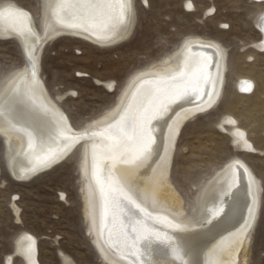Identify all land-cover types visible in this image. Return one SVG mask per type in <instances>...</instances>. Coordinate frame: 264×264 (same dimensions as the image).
Wrapping results in <instances>:
<instances>
[{
  "label": "rangeland",
  "instance_id": "obj_1",
  "mask_svg": "<svg viewBox=\"0 0 264 264\" xmlns=\"http://www.w3.org/2000/svg\"><path fill=\"white\" fill-rule=\"evenodd\" d=\"M188 2L133 0L132 33L111 48L71 37L47 43L40 56V77L51 98L71 117V125L80 129L114 107L133 75L159 64L186 39L218 43L225 55L221 96L214 108L182 127L169 179L186 215H192L203 184L229 161L244 162L257 180L259 206L239 264H264V46H254L263 39L256 24L264 0H191V9ZM4 3L26 10L41 31L45 0H0ZM25 65L19 44L0 39V89ZM242 79L252 85L247 93L239 89ZM95 80L112 82L114 89L110 92ZM226 117L245 131L254 152L233 146L230 128L222 125ZM80 151L81 146L71 160L20 183L6 170L10 154L0 137V264H25L15 254L22 234L36 239L38 264H65L60 254L73 264H106L88 234Z\"/></svg>",
  "mask_w": 264,
  "mask_h": 264
},
{
  "label": "bare ground",
  "instance_id": "obj_2",
  "mask_svg": "<svg viewBox=\"0 0 264 264\" xmlns=\"http://www.w3.org/2000/svg\"><path fill=\"white\" fill-rule=\"evenodd\" d=\"M58 3L60 0H45L40 32L37 31L32 16L26 10L13 3L0 5V39L15 37L23 50L26 61V65L1 87L0 104L3 103L4 90L10 81L14 79L18 81L25 73L29 79L31 78L34 60L38 84L37 96H43L55 105L57 110L62 111L58 102L51 98L40 77L39 61L44 46L59 38L71 37L100 48H111L125 41L132 33L135 18L133 0H131L132 23L127 29V34L121 38L118 33L107 42L98 40L95 35L91 34L100 33L98 28H90L85 32L79 28H67L58 24L55 8ZM81 3L82 0H67L70 6L61 9L58 14L65 19H70L73 14L82 15L84 9L80 7ZM21 10H24V15H21ZM117 13L118 8L113 10L114 15ZM261 16H264V13L258 16L256 25L263 39L254 45L257 48L264 46V20H261ZM10 25H15L16 30L12 27L5 28ZM22 25L30 27L31 33L26 32L25 35H21L19 29ZM29 52L32 58H29ZM224 58L223 48L218 43L200 38L186 39L174 53L162 59L159 64L133 75L122 89L117 103L105 114L85 123L80 129H75L68 121L71 132H66V134L73 138L69 140L61 138L59 141L61 147L68 145L64 158L53 159L48 164L37 166L31 172L26 170L35 163L34 157L42 154L47 148L38 149L36 152L29 151L27 137L24 133L6 126L0 118V137L4 141L7 154H10L8 167L14 180L20 183L32 180L30 178L33 174L62 163L76 145L81 146L80 176L84 183V216L93 246L106 264H133L134 261L136 264L140 262L143 264H239L259 206V187L250 168L239 159L229 161L199 189L194 198L192 215H186L182 200L169 179L170 167L182 127L192 118L214 108L221 96L225 72ZM185 61L189 69L202 70L199 80L200 98H195L190 94L183 100L176 101L169 105L167 112L152 121L150 131L147 126L145 127V136H151L154 141L151 145L152 150L146 154V159L135 163H116L113 166L112 161L107 159L109 153L104 148L108 142L93 133L103 132L108 123L119 120L124 108L131 101L133 93H136L137 101H146L147 96L155 87L146 81L172 75L184 65ZM238 83L239 89L243 92L247 93L252 88L251 83L244 79ZM95 84L106 87L110 92L114 89L112 82L103 83L95 80ZM208 92H211V98L206 95ZM136 106L133 102V107ZM49 115L55 118L54 114ZM222 125L230 128L228 135L235 148L240 151L254 152L245 131L238 129L232 118L226 117ZM51 146L55 148L57 144L52 142ZM105 165L119 181L138 185L142 203L147 211L154 216L164 218L154 225L159 231V238L151 237V246L147 240L139 246L140 257H137L134 249L118 241L115 229H111L110 225L107 227L105 225V197L101 194V184L97 180L98 169ZM105 195L111 203L110 188L105 190ZM153 199L156 201L155 204H153ZM250 207L254 218H250L248 211ZM241 237L244 238V243L239 246L234 242ZM36 242V239L28 234H22L19 237L15 254L19 255L25 264H38ZM173 249L176 251L174 252ZM60 257L65 264H73L63 254H60ZM11 259L12 256L6 262L9 263Z\"/></svg>",
  "mask_w": 264,
  "mask_h": 264
},
{
  "label": "snow or ice",
  "instance_id": "obj_3",
  "mask_svg": "<svg viewBox=\"0 0 264 264\" xmlns=\"http://www.w3.org/2000/svg\"><path fill=\"white\" fill-rule=\"evenodd\" d=\"M69 6L67 0H60V3L56 4V22L63 27L79 28L85 32L90 28H98L100 33H91L98 40L111 41L118 33L122 38L127 34V29L132 23L131 0H95V2L82 0L80 7L84 9L83 14H73L70 19H65L58 13L61 9ZM186 7L191 9V0L186 4ZM116 8H118V13L114 15L113 10ZM21 15H24V10H21ZM261 20H264V16H261ZM7 27L16 30L15 25L5 26L6 29ZM31 31L32 29L25 25L19 29L21 35H25L26 32L31 33ZM28 55L29 58H32L31 52ZM201 71V69H189L187 61H185L184 65L172 75L146 81L155 85L146 101H137L136 93H133L131 101L124 108L119 120L108 123L103 132L93 133L108 142L104 148L109 153L107 159L112 161L113 166L116 163H135L146 159V154L152 150L151 145L154 141L151 136H145V127L147 126L150 131L152 121L167 112L169 105L176 101L183 100L190 94L195 98H200ZM37 88L36 65L33 60L31 78L29 79L25 73L18 81L15 79L10 81L4 90L3 103L0 104V118L3 119L6 126L24 133L27 137L29 151L36 152L38 149L47 148L42 154L34 157L35 163L26 170L29 172L34 171L37 166L52 162L53 159L64 158L68 145L65 144L61 147L59 141L61 138L65 140L73 138L66 134V132H71L68 124L71 117L65 112L57 110L55 105H52L43 96H37ZM206 95L211 98V92ZM133 102L137 105L135 108ZM50 113L54 114V119L49 115ZM169 128H171L170 125ZM52 142H55L57 147H52ZM68 160H71L70 156ZM97 180L101 184V194L105 197L106 227L110 225L111 229H115L118 241L134 249L135 254L139 257V245L143 241L147 240L151 246V237L159 238V231L154 225L164 218L158 215L154 216L147 211L142 203L138 185L119 181L106 165L98 169ZM108 188L112 192L111 203L105 195V190ZM155 203L156 201L153 199V204ZM248 211L250 218H254L251 207ZM109 217L111 218L109 219ZM165 222L167 221L165 220ZM170 226L178 227L179 225ZM109 234L111 235V231ZM234 243L242 246L244 238L241 237ZM173 251L176 250L173 249ZM133 264L136 262L134 261Z\"/></svg>",
  "mask_w": 264,
  "mask_h": 264
},
{
  "label": "water",
  "instance_id": "obj_4",
  "mask_svg": "<svg viewBox=\"0 0 264 264\" xmlns=\"http://www.w3.org/2000/svg\"><path fill=\"white\" fill-rule=\"evenodd\" d=\"M3 40H15L18 44H19V42H18V40L15 38V37H8V38H5V39H3ZM19 47L21 48V46H20V44H19ZM21 51H22V53H23V50H22V48H21ZM23 56H24V54H23ZM25 58V57H24ZM77 146L78 145H76L72 150H71V152L67 155V157L66 158H68L69 156H71L72 154H73V152H74V150L77 148ZM57 165V164H56ZM56 165H54L53 167H55ZM5 166H6V170H7V172H8V174L10 175V177L12 178V179H15L13 176H12V174H11V172H10V170H9V167H8V165L6 164V162H5ZM52 167V168H53ZM51 168V169H52ZM50 168H48V169H44V170H39L38 172H36L35 174H33L32 176H31V178L30 179H33V178H35V177H37L38 175H40V174H42V173H45V172H47L48 170H51ZM46 170V171H45ZM143 243H145V242H143ZM143 243L142 244H140L139 246H141V245H143ZM92 244V243H91ZM92 247H93V249L95 250V252L96 253H98L97 252V250L95 249V247L93 246V245H91ZM146 253V252H145ZM140 257V256H139Z\"/></svg>",
  "mask_w": 264,
  "mask_h": 264
}]
</instances>
